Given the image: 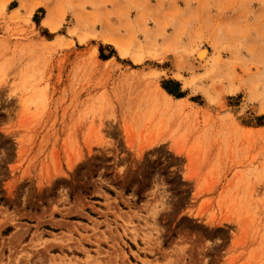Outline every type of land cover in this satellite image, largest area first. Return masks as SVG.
I'll use <instances>...</instances> for the list:
<instances>
[{"label":"rangeland","instance_id":"1","mask_svg":"<svg viewBox=\"0 0 264 264\" xmlns=\"http://www.w3.org/2000/svg\"><path fill=\"white\" fill-rule=\"evenodd\" d=\"M0 264H264V0H0Z\"/></svg>","mask_w":264,"mask_h":264},{"label":"bare ground","instance_id":"2","mask_svg":"<svg viewBox=\"0 0 264 264\" xmlns=\"http://www.w3.org/2000/svg\"><path fill=\"white\" fill-rule=\"evenodd\" d=\"M195 52H196L195 58L197 60V63L194 64L192 59L187 57V56H184V55H180V57L176 56L173 60L174 69L172 68V70H175V71H171V72L176 73L178 75H182L180 72L193 73L195 70L203 69L204 68L203 60H204L205 56L207 55V49L206 48H200L199 50H196Z\"/></svg>","mask_w":264,"mask_h":264},{"label":"trees","instance_id":"3","mask_svg":"<svg viewBox=\"0 0 264 264\" xmlns=\"http://www.w3.org/2000/svg\"><path fill=\"white\" fill-rule=\"evenodd\" d=\"M171 93V91H169Z\"/></svg>","mask_w":264,"mask_h":264}]
</instances>
